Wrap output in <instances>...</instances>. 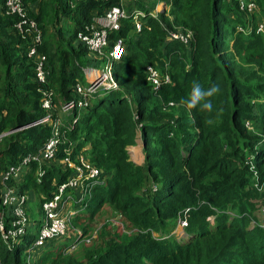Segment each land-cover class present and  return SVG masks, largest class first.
I'll list each match as a JSON object with an SVG mask.
<instances>
[{
	"label": "trees",
	"instance_id": "1",
	"mask_svg": "<svg viewBox=\"0 0 264 264\" xmlns=\"http://www.w3.org/2000/svg\"><path fill=\"white\" fill-rule=\"evenodd\" d=\"M5 1L0 0V133L12 132L0 139V193L6 184L18 193H36L41 202L49 199L72 172L59 164L63 150L71 148V157L83 151L101 171V183L72 224L87 234L104 206L116 213L91 244L65 253L72 237L53 238L33 249L31 264H264V228L251 226L264 200V29L257 31L259 21L264 24V0H246L255 3L252 12L240 9L239 0L123 3L147 15L139 31L132 18H124L109 33V45L121 39L124 49L112 63L117 87L101 88L83 110L63 113L57 155L54 163L41 165L40 177L38 163L31 161L19 179L3 182L9 167L52 135L50 124H33L48 113L41 106L44 93L52 94L51 113H59L62 103L79 99L74 86L86 83L85 68H98L105 59L93 58L78 34L121 4L22 0L41 33L33 43L31 32L16 29L19 17L5 13ZM159 1L168 8L149 15ZM178 30L191 32L187 44L168 38V31ZM33 44L45 56V83L36 80L34 58L27 55ZM147 65L169 80L155 87L146 79ZM194 81L205 90L219 86L207 98L211 111L202 104L187 107ZM139 140L144 159L135 164L128 147ZM250 162L263 182L260 191ZM179 220L186 222L180 241L172 234ZM37 226L13 247L0 233L2 264H27Z\"/></svg>",
	"mask_w": 264,
	"mask_h": 264
},
{
	"label": "built area",
	"instance_id": "2",
	"mask_svg": "<svg viewBox=\"0 0 264 264\" xmlns=\"http://www.w3.org/2000/svg\"><path fill=\"white\" fill-rule=\"evenodd\" d=\"M127 1L136 0H121L120 5L107 9L103 16L96 18L93 24L85 28V32L78 34V40L86 46L93 58H106V61L102 69L89 67L84 70L86 83H76L74 86L75 93L79 95V99L77 101L71 99L62 103L60 114L72 112L75 108L81 111L89 105L91 97L97 90L117 87L112 74V63L121 58L124 49L121 39H117L113 44L109 45V33L118 30L121 26V20L124 18H132L135 29L139 31L142 27L143 18L147 15L142 9L134 8L131 11L126 9L123 3ZM157 4L158 6H165V9L168 8L165 1H159ZM239 7L242 10L246 8L249 12H252L256 6L253 1L239 0ZM5 13L15 14L19 17V20L15 23L19 33L25 35L31 32L33 43L41 40L40 30L37 24L26 16L22 0H6ZM149 15L156 16L152 11L149 12ZM263 29L264 24H258L257 31H262ZM168 38L187 44L191 38V32L183 33L181 30L176 32L168 31ZM27 55L34 58L36 80L39 83H45L47 74L44 69L45 56L38 53L34 44L29 47ZM146 73V79L155 87L159 86L161 80H169L168 76L163 77L152 65L146 66ZM51 95L50 92L44 93L45 98L42 100L41 106L48 113L33 124H50L52 135L36 153L28 154L17 165L9 167L2 174L3 182L8 179H19L24 171L28 169L31 161L38 163L37 176L40 177L44 173L41 165L51 162L57 155L58 144L61 139L60 126L63 119L59 113L55 115L51 113V111L56 110L52 105ZM52 114L56 117L52 118ZM76 119L77 117L73 121H76ZM8 133H0V139ZM63 153L64 155L59 160V164L63 170H71L72 172L64 182L55 186L53 195L49 199L41 202L40 210L42 216L38 221L34 218L31 221V217L27 213V194L18 193L13 186L6 184H4L0 193L1 205L6 207V210L0 209V233L3 241L9 247L18 244L30 226L38 225L36 237L30 248L27 249V264H31L32 249L43 246L50 239L68 236L69 230L73 228V218L87 207V200L90 198L94 186L101 183L100 169L88 161L83 151L78 152L74 157H71V148L64 149ZM251 169L257 179L254 186L262 189L264 179L262 183H259V177L252 164ZM7 208L9 209V215H7ZM259 211L264 214V206L259 208ZM211 218L213 217L208 219L211 221ZM179 224L184 227L186 222L179 220ZM254 224L264 228V220L256 221ZM0 264H2L1 260Z\"/></svg>",
	"mask_w": 264,
	"mask_h": 264
},
{
	"label": "rangeland",
	"instance_id": "3",
	"mask_svg": "<svg viewBox=\"0 0 264 264\" xmlns=\"http://www.w3.org/2000/svg\"><path fill=\"white\" fill-rule=\"evenodd\" d=\"M151 1L152 0H147L146 5L149 6ZM164 9H165V6H158V4H157L156 7L152 10V13H154V15H157L159 11H163ZM260 19L261 18L259 16L257 21H259ZM260 23L263 24L262 21H259V24ZM105 61H106V58L102 62L99 63V65H98L99 69L103 68ZM87 68H89V67H87ZM84 76H85V71H84ZM139 143H141L140 140H139ZM128 148H129L128 153H129L130 159L135 164H140V162L143 163L144 156H143V151H142L141 147L138 145H133V146L128 147ZM50 163H54L53 160L51 162H47L46 165H49ZM260 190L261 189H259V191ZM26 194H27V197L29 196L28 202H27V206H28L27 213L31 217V221H32V218H34L38 221L42 216V213L40 210V204H41L40 198L36 193L31 192V191H29L28 193L26 192ZM260 203L261 204H259V208L264 206V200L261 201ZM259 208H256L254 211V213L256 215V220H255V218H252L251 226L256 221H263L264 220V214L259 211ZM114 214H116V213L111 211L108 206H104L101 210L99 217L97 218L96 221H94V224H92V227L87 234H83L80 227L72 224L73 228H71L68 232V236H69L68 238H70V237H72V238L70 240H68V247L64 249V252L65 253H75L83 245L91 244L92 241L97 237L99 229L102 227L103 224L106 223L109 226H111V222H109V221L116 220ZM213 219H214V217L211 218V222L214 221ZM77 231H79L80 233ZM172 234L175 236V238L178 241L183 240L186 237L184 229L180 224L175 226ZM59 240H62V239H59ZM31 252L33 253V249L31 250Z\"/></svg>",
	"mask_w": 264,
	"mask_h": 264
},
{
	"label": "clouds",
	"instance_id": "4",
	"mask_svg": "<svg viewBox=\"0 0 264 264\" xmlns=\"http://www.w3.org/2000/svg\"><path fill=\"white\" fill-rule=\"evenodd\" d=\"M218 92H219L218 85H214L210 89L205 90L201 87L199 83L194 81L189 99L187 101V107L191 109L197 107V105L202 104L203 110L211 111L212 103L207 98L214 96Z\"/></svg>",
	"mask_w": 264,
	"mask_h": 264
},
{
	"label": "crops",
	"instance_id": "5",
	"mask_svg": "<svg viewBox=\"0 0 264 264\" xmlns=\"http://www.w3.org/2000/svg\"><path fill=\"white\" fill-rule=\"evenodd\" d=\"M60 117L63 119L64 118V116H63V113H61L60 114ZM140 144V145H139ZM135 145H138V146H140L141 147V149H142V146H141V143H139L138 141L136 142V144ZM129 147H131V146H129ZM128 151H129V148H128ZM140 164H142L141 162H140Z\"/></svg>",
	"mask_w": 264,
	"mask_h": 264
},
{
	"label": "water",
	"instance_id": "6",
	"mask_svg": "<svg viewBox=\"0 0 264 264\" xmlns=\"http://www.w3.org/2000/svg\"><path fill=\"white\" fill-rule=\"evenodd\" d=\"M9 133L12 132V131H8Z\"/></svg>",
	"mask_w": 264,
	"mask_h": 264
}]
</instances>
